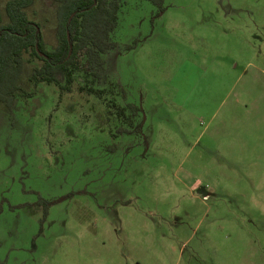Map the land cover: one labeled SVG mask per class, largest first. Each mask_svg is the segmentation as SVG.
<instances>
[{"label":"rangeland","instance_id":"374dc122","mask_svg":"<svg viewBox=\"0 0 264 264\" xmlns=\"http://www.w3.org/2000/svg\"><path fill=\"white\" fill-rule=\"evenodd\" d=\"M57 8L28 9L49 49ZM112 39L114 94L38 60L0 104V264H264V0H127Z\"/></svg>","mask_w":264,"mask_h":264},{"label":"trees","instance_id":"16d2710c","mask_svg":"<svg viewBox=\"0 0 264 264\" xmlns=\"http://www.w3.org/2000/svg\"><path fill=\"white\" fill-rule=\"evenodd\" d=\"M36 0H9L0 8V104L13 111L20 96L33 97L22 86L27 64H35L30 81L55 84L62 90H73L79 77L84 82L79 91L104 99L114 94L118 84L102 87L106 74L103 54L118 47L112 33L118 28L120 11L127 0H52L58 4L59 44L49 49L42 24L28 9ZM162 7L164 0H150ZM139 41L135 42L138 44ZM130 45V48H134ZM44 53V54H42ZM110 105H112V102ZM117 106V105H116ZM118 108V106H117ZM124 122L138 114L139 107L129 104L118 108ZM129 132L128 128L120 129ZM54 201L41 198L47 214Z\"/></svg>","mask_w":264,"mask_h":264},{"label":"water","instance_id":"95a60500","mask_svg":"<svg viewBox=\"0 0 264 264\" xmlns=\"http://www.w3.org/2000/svg\"><path fill=\"white\" fill-rule=\"evenodd\" d=\"M42 54H44V53H42Z\"/></svg>","mask_w":264,"mask_h":264}]
</instances>
